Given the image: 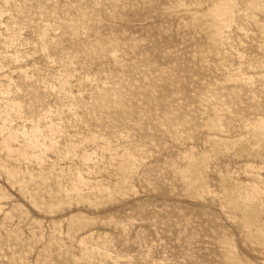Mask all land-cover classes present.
Returning a JSON list of instances; mask_svg holds the SVG:
<instances>
[{"label": "rangeland", "instance_id": "1", "mask_svg": "<svg viewBox=\"0 0 264 264\" xmlns=\"http://www.w3.org/2000/svg\"><path fill=\"white\" fill-rule=\"evenodd\" d=\"M262 125L264 0H0V264H264Z\"/></svg>", "mask_w": 264, "mask_h": 264}, {"label": "bare ground", "instance_id": "2", "mask_svg": "<svg viewBox=\"0 0 264 264\" xmlns=\"http://www.w3.org/2000/svg\"><path fill=\"white\" fill-rule=\"evenodd\" d=\"M225 5V4H224ZM223 5V6H224ZM258 6V5H257ZM225 8V7H224ZM216 18H217V16H216ZM223 18V17H222ZM229 20V19H228ZM222 24V23H221ZM220 27V26H219ZM219 27H217V28H219ZM224 28V27H223ZM91 51H92V49H91ZM261 131H260V133L261 132H263V130H264V125H262L260 128H259ZM24 153H25V151H24ZM77 186V185H76ZM78 189V188H77ZM256 193V192H255ZM241 194V193H240ZM246 197H248V196H246ZM241 199V198H240ZM237 202V201H236Z\"/></svg>", "mask_w": 264, "mask_h": 264}]
</instances>
